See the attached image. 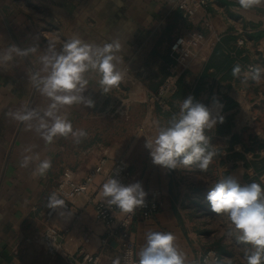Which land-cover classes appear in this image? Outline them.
<instances>
[{"label": "crops", "instance_id": "crops-1", "mask_svg": "<svg viewBox=\"0 0 264 264\" xmlns=\"http://www.w3.org/2000/svg\"><path fill=\"white\" fill-rule=\"evenodd\" d=\"M176 1L0 0V52L13 44L21 49L38 45L43 52L46 39L59 47L73 36L100 45L119 41L118 68L123 74L119 86L104 94L97 83L99 76L89 73V88L84 95L94 101V107L73 105L63 111L74 130L87 132L86 138L76 143L71 136H57L47 143L34 129L29 130L9 115L24 107L42 108L49 103L29 80L30 73L40 67V53L17 57L0 67V264H66L63 256L50 258L32 242L44 229L40 214L48 208V198L64 171H71L78 182H83L98 162L107 158L104 174L97 175L90 187L91 198L79 200L52 223L66 237L62 255L101 251L106 226L96 219L93 201L103 198L104 177L111 171L112 159L118 157L130 163L147 193L145 198L151 189L164 192L163 207L154 218L137 220L131 228L135 256L147 232L161 231L174 234L180 249L197 264H201L199 252L208 247L214 248L211 250L226 264H245L244 245L235 235L229 236L228 242L221 237L215 243L212 232L205 229L198 202L208 190L191 181L187 168L168 170L154 165L145 143L155 135L154 122H167L179 111L183 99L192 96L200 102L207 95L221 102L220 97L229 92L223 107L224 122L218 123L210 150L221 155L225 176L233 169L232 176L241 184L264 170L260 165L264 161V131L257 128L261 121L258 111L264 109V72L258 83L234 77L232 69L238 63L226 55L238 37L243 38L245 46L238 52L241 61L264 69L263 33L254 32L256 26L243 17L252 18L253 12L263 17L264 4L244 10L237 0H207V12L226 33L180 80L178 92L168 100L171 109L165 112L152 96L173 63L170 46L181 24ZM190 75L196 78L194 90L187 86ZM26 155L50 159L51 168L39 175V160L22 167ZM195 168L193 165L190 169ZM115 248L116 243L111 241L110 251ZM101 264L108 262L103 259Z\"/></svg>", "mask_w": 264, "mask_h": 264}, {"label": "clouds", "instance_id": "clouds-1", "mask_svg": "<svg viewBox=\"0 0 264 264\" xmlns=\"http://www.w3.org/2000/svg\"><path fill=\"white\" fill-rule=\"evenodd\" d=\"M237 3L248 10L264 4V0H237ZM46 40L47 47L43 52H40L38 45L21 49L14 44L0 52V67L8 66L17 57L23 59L39 52L40 67L30 73L29 80L49 101L46 107H24L9 115L26 124L29 130L34 129L47 143L57 136H71L76 143H80L87 132L74 130L63 111L73 105L94 107V101L84 95L89 88V73L99 76L97 83L104 94L119 86L123 74L118 68L121 57L117 53L122 45L119 41L102 45L87 43L73 36L57 47L56 42ZM262 72L264 69L252 67L242 74L239 64L232 69L234 77L243 75L244 81L250 78L257 83L261 80ZM214 103L220 106L218 100H214ZM223 122V116L214 115L208 106L188 96L179 104V111L167 122H154L155 135L151 139L146 138L145 143L152 163L168 170L195 165L201 171H207L217 154L210 150L211 137L207 133L217 123ZM33 160H39V156L26 155L21 166L27 167ZM50 168L51 160L46 158L39 160L36 172L44 175ZM146 195L140 182L124 185L111 177L102 186V196L107 205L115 206L125 214H134L137 208L144 206ZM206 200L213 213L227 217L231 225L228 235L235 234L237 241L244 245L242 258L245 264H264V187L257 182L241 184L236 177L229 175L209 188ZM65 204L53 192L48 198L47 207L57 209ZM136 256L138 260L135 262L126 256L124 264H197L188 259L171 232H147L145 243ZM113 264H122L120 257L115 258ZM205 264H208L207 260Z\"/></svg>", "mask_w": 264, "mask_h": 264}, {"label": "built area", "instance_id": "built-area-1", "mask_svg": "<svg viewBox=\"0 0 264 264\" xmlns=\"http://www.w3.org/2000/svg\"><path fill=\"white\" fill-rule=\"evenodd\" d=\"M207 5V0L176 1V8L181 15V24L177 28L174 42L170 46V57L173 63L168 67V75L158 92L152 96L154 103H158L165 112L171 109L168 100L178 92L180 80L188 75V72H192L193 64L197 63L204 54L211 52L221 42L222 36L226 33V29H220L214 17L207 12ZM244 46V39L238 37L233 48L226 50V55L236 60L241 66L242 74L255 67L251 63L241 61L238 56V52ZM195 84V76L190 75L187 86L194 90ZM225 94V97H220V106L214 103V100L217 99L214 97L209 99L207 95L200 102L208 106L214 115L223 116V107L228 100L226 97L230 96L229 92ZM216 127L217 125L207 133L211 137V144L216 136ZM107 160V158H102L96 169L83 182H78L69 170L64 171L56 181L54 192L66 204L64 207L57 209L48 207L40 214L44 222V229L42 232L37 233L32 241L42 247L48 257L63 256L66 264H101L103 259L108 264H113V260L117 257H120L122 264H124L126 256L133 262L138 260L135 256V243L131 235V228L137 220H152L162 209L164 192L161 188L151 189L148 197L145 198V205L137 208L134 214H125L115 206H108L104 197L93 201L96 219L106 226V236L102 240L101 251L97 253L81 250L76 254L62 255L61 251L66 237L52 224L55 217L62 212L70 211L71 206L76 205V202L91 198L89 194L90 187L97 175L104 174ZM254 175L259 178L258 183L264 187V172L261 176L260 174ZM111 177L119 180L124 185L138 182L137 174L133 172L130 163L124 157L112 159V168L110 173L104 177V183ZM111 241L116 243V248L113 251H110ZM198 256L201 264H205L206 260L208 264H226L216 251L208 248L202 249Z\"/></svg>", "mask_w": 264, "mask_h": 264}, {"label": "rangeland", "instance_id": "rangeland-1", "mask_svg": "<svg viewBox=\"0 0 264 264\" xmlns=\"http://www.w3.org/2000/svg\"><path fill=\"white\" fill-rule=\"evenodd\" d=\"M248 13H247V15H249ZM250 14H251L250 16L252 18H249L248 16H246L244 14H243V17L245 19H247V21H249V23H252L254 26H256V29L254 30V32H258V31L262 32L263 36H264V16L262 17L261 15H259L256 12H253ZM262 95H263V93H262ZM258 112H259L258 114H260L259 119L261 121L258 122L257 128L261 131H264V109H262L261 111H258ZM220 156L221 155H215L213 157V160H212L211 164L209 165L207 171H201L198 167H196L194 170L190 169L191 167L187 168L186 170L189 172V176L191 177V181L199 182L203 186V188H205L206 190H209V188L214 186V184L216 182H218L220 179L227 177V176H225V172L223 171V167H222L223 165L221 164L222 162H219V161H223V160H221L222 158H220ZM262 164L264 167V161H263V163H260V165H262ZM263 172H264V170L262 169L260 171V173H258V174H260V176H261L263 174ZM227 174H228V176H229V174L233 175V174H235V171H233V169H231V171H228ZM258 179L259 178H257L253 174V175L249 176L248 180L244 181L243 184H248L251 182H257L258 183ZM198 204L201 206V209L199 208V211L202 215V217H201L202 223H203V225H205V229H208V231L212 232L213 236L211 238L214 239V241L216 243L217 240L220 239L221 237H226V241L228 242L227 239H229L230 237L232 238L235 234H233L230 237L228 235V231L231 230V225H230V222L228 221L227 217L223 216V215H216L213 212H211L212 214L207 213L208 211H206V210L211 211V209H210L209 203L206 200V197L204 199H202L201 201H199ZM197 208H198V206H197ZM208 248L214 249L212 247H208Z\"/></svg>", "mask_w": 264, "mask_h": 264}]
</instances>
